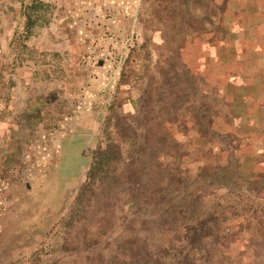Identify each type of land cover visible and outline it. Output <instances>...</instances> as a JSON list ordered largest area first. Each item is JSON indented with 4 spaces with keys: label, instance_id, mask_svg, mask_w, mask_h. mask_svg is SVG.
<instances>
[{
    "label": "rangeland",
    "instance_id": "374dc122",
    "mask_svg": "<svg viewBox=\"0 0 264 264\" xmlns=\"http://www.w3.org/2000/svg\"><path fill=\"white\" fill-rule=\"evenodd\" d=\"M0 264H264V0H0Z\"/></svg>",
    "mask_w": 264,
    "mask_h": 264
}]
</instances>
